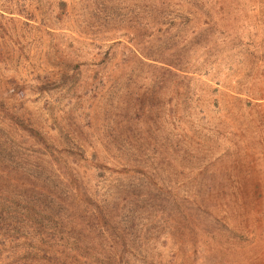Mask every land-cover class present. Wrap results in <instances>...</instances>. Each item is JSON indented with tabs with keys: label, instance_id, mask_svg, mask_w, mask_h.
Segmentation results:
<instances>
[{
	"label": "rangeland",
	"instance_id": "374dc122",
	"mask_svg": "<svg viewBox=\"0 0 264 264\" xmlns=\"http://www.w3.org/2000/svg\"><path fill=\"white\" fill-rule=\"evenodd\" d=\"M0 264H264V0H0Z\"/></svg>",
	"mask_w": 264,
	"mask_h": 264
},
{
	"label": "trees",
	"instance_id": "16d2710c",
	"mask_svg": "<svg viewBox=\"0 0 264 264\" xmlns=\"http://www.w3.org/2000/svg\"><path fill=\"white\" fill-rule=\"evenodd\" d=\"M103 214V213H102ZM104 215V214H103Z\"/></svg>",
	"mask_w": 264,
	"mask_h": 264
}]
</instances>
